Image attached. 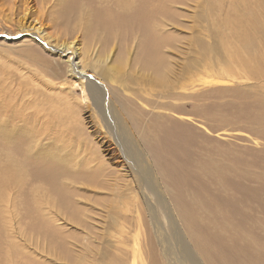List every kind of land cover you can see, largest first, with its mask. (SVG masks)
<instances>
[{"label":"rangeland","instance_id":"obj_1","mask_svg":"<svg viewBox=\"0 0 264 264\" xmlns=\"http://www.w3.org/2000/svg\"><path fill=\"white\" fill-rule=\"evenodd\" d=\"M0 264H264V0H0Z\"/></svg>","mask_w":264,"mask_h":264},{"label":"bare ground","instance_id":"obj_2","mask_svg":"<svg viewBox=\"0 0 264 264\" xmlns=\"http://www.w3.org/2000/svg\"><path fill=\"white\" fill-rule=\"evenodd\" d=\"M65 12V11H64ZM142 21V20H141ZM160 27V26H159ZM34 28L35 29H41L40 28V26L39 27H36V25L34 24ZM78 29V28H77ZM23 31V30H22ZM38 32V31H37ZM32 35L34 34L35 36H37V37H40V38H43V40H40V43L43 45V47H46L47 49H51V51H58L60 48H57V50H56V47H54V45L52 46V45H50V42H48V41H46L45 40V35H43V36H40L41 34H36L35 32L34 33H31ZM73 42H68L66 45H70V44H72ZM238 44V43H237ZM67 49H69V48H67ZM252 51V50H251ZM248 60H249V58H248ZM260 63H261V61H260ZM245 67V66H244ZM248 67V66H247ZM86 70V69H85ZM80 71H81V69H80ZM84 71V70H83ZM83 71H81V72H79L78 70H77V73L76 74H80L81 75V77H85L86 76V78H87V87H88V89H89V92L91 93V92H95L96 90L94 89V85H95V81H94V79H92L91 78V76L90 75H88V74H85V73H83ZM76 74H73V75H75L76 76ZM81 84H83V82H80ZM97 97V96H96ZM96 102V101H95ZM111 105H112V107H113V111H115V113H121V111L119 110V109H117V107H115L113 104H112V102H111ZM97 108V107H96ZM116 116V115H115ZM121 117H123L122 115H121ZM118 119H121V122H123V123H121V124H123V126H125V130H126V132H124V134H126V135H128L129 136V139H130V141L133 143V145H134V148H136L137 150L136 151H138V153L137 152H135L134 153V151H125L124 150V147L122 146L121 148L125 151V152H128L127 154L125 153V159L126 160H128L127 162H129V165H130V167L132 168V172H134L135 173V176H137L138 178H140L141 177V175H143L144 174V172H146L147 174L149 173V177L150 176H153V177H155L154 176V174H152V169L150 168V166H148V164L143 160L144 158H146V155H143L142 153H145V151H144V148H143V146L141 145V143L137 140V138L135 137V135L133 134V132L131 133V132H129L130 131V129L128 128V126H127V123L124 121V119L123 118H118ZM123 119V120H122ZM118 121V120H117ZM119 123V124H120ZM118 126V125H117ZM121 127V126H120ZM122 129H123V127H122ZM131 133V134H130ZM111 134H116V133H114L113 131H111ZM118 136H120V135H118ZM114 138V137H113ZM118 141V140H117ZM119 142V141H118ZM120 145H121V143H119ZM126 147V146H125ZM125 149H127V148H125ZM123 152V151H122ZM130 153V155H132V160L130 161L129 160V158L131 157L130 155H128ZM128 155V156H127ZM138 161H140V162H142V164L139 162V165L141 166L140 168H142L143 170H144V172L142 171V169H140V168H138V165H137V163H135V162H138ZM151 164V163H150ZM144 176V175H143ZM156 180V179H155Z\"/></svg>","mask_w":264,"mask_h":264}]
</instances>
